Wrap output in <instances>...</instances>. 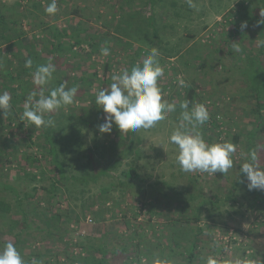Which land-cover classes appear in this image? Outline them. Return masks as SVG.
Here are the masks:
<instances>
[{
	"label": "rangeland",
	"instance_id": "rangeland-1",
	"mask_svg": "<svg viewBox=\"0 0 264 264\" xmlns=\"http://www.w3.org/2000/svg\"><path fill=\"white\" fill-rule=\"evenodd\" d=\"M2 1L8 5L16 0ZM17 1L26 16L15 15L14 25H7L15 30L14 35L24 33L33 41L28 46L23 42L12 48L7 47L9 42L0 43L2 75L11 77L8 64L17 61L20 53L26 56L32 48L41 57L49 58L51 47H43L42 41L51 40L53 28L61 30L59 38L63 46L54 48L58 69L47 85L57 88L63 84L71 88L75 86L72 85L74 78L82 75L93 80L89 89L81 84L75 86L78 91L74 97L77 107L74 113L82 120L76 126L75 122L57 124V115L61 112L60 109L54 111L55 129L58 126L65 132L69 126L73 127L70 138L74 146L69 145L63 157L68 163L65 175H80L89 154L93 165L114 166L108 174H97L96 181L86 184L75 182V178L63 179L50 205L40 202L31 228L20 236L24 243L16 241L17 228L8 232L2 227L4 232H1L0 226V248L8 242L22 246L19 253L26 262L31 255L28 264L35 253L40 264H84L81 258L86 252L81 244L91 242L85 238L100 220L104 224L112 223L115 228L104 239L105 264H187V244L176 237L178 230L186 231L194 239L193 264H207L209 257L215 259L216 264H257L261 255L254 258L255 255H249L251 243L247 235L255 230L264 232V190H255L263 201L254 200L240 166L247 162L248 154L255 151L257 163L264 169V105L258 106L264 102L262 97L253 96L244 72L252 61L264 63V24L258 23L264 19L261 16L264 0H193L197 8H190L186 0H56L54 15L42 12L48 0ZM29 3L37 6L31 13L26 10ZM6 7L3 13L10 19L11 13ZM244 22L247 27L242 29ZM77 39L82 40L75 43ZM105 47L110 49L107 56L101 53ZM153 47L159 51V64L164 70L163 76L158 78L162 99L174 102L176 110L166 113L165 119L155 127L137 130L138 140L133 143V152L121 158L126 134L120 133L115 124L110 133L99 132L105 113L95 105V97L99 90L110 88L113 75L142 64ZM75 52L78 55L75 56ZM103 79L106 83L102 88ZM9 85V82L4 83L6 87ZM37 88L33 83L29 90L35 92ZM190 88L194 89L195 97L189 110L203 104L209 113L208 121L198 128L204 140L209 144L231 142L236 147L233 167L224 178L199 171L184 172L176 163L178 150L169 142V137L179 126L183 111L180 104ZM5 91L10 95L9 89L1 87L0 78V93ZM11 102L12 98L10 105ZM251 131H255L253 136ZM233 135H238L236 142L232 141ZM66 137L63 136V143L69 141ZM40 141L34 125L18 117L8 119L0 110L2 179L10 183L16 180L20 193L45 185L57 175L54 162L37 145ZM94 143L102 144V149H95ZM78 145L81 146L76 152L74 147ZM29 155L37 156L39 161L29 164L26 158ZM24 170L30 175L26 176ZM234 186L238 187L236 199L223 198ZM199 189L203 197L217 192L222 198L215 204H208L212 199L207 201L197 212L194 207L201 197L188 199V194L197 195ZM172 196L187 198L188 204L182 206V202ZM84 205L91 208L83 211L79 222L75 223V213ZM55 211L66 213L57 227L60 238L35 227L45 226L43 217ZM196 212L197 218L193 216ZM11 218L18 219L19 215L13 214ZM181 234L185 237L183 232Z\"/></svg>",
	"mask_w": 264,
	"mask_h": 264
},
{
	"label": "trees",
	"instance_id": "trees-1",
	"mask_svg": "<svg viewBox=\"0 0 264 264\" xmlns=\"http://www.w3.org/2000/svg\"><path fill=\"white\" fill-rule=\"evenodd\" d=\"M48 2L51 3V0H48ZM5 3L6 2H3L2 0L0 2V43L9 42L7 44L8 48H12L15 45L20 46L21 43L23 42H25L26 43L25 45L28 46L29 42L31 43L33 39L30 36L25 35L24 33L17 32L14 35L15 30L11 27L15 23L14 16L20 15L22 17H25L26 12L22 11V8L20 7V4L17 0L8 5ZM58 4H60V1H58ZM5 5L7 6L6 9L11 13L12 17L10 19L5 18V14L3 13V9L5 8ZM38 5H40V3ZM36 8L37 6H34L33 4H30V3L28 6H26V10L29 11L30 13L31 11L33 12L34 11L33 9H36ZM42 12L46 13L45 10H43ZM76 12L77 10L75 9V13ZM10 23H11V26L7 25ZM43 24L45 25L46 23L42 22V25ZM152 24L153 22L151 23V25ZM152 26L155 28L154 25ZM75 27H78V24ZM53 30H54V34L50 37L51 40L49 42L46 40L42 41L43 47H51V50H50L51 56L49 58H45L43 56L41 57V55H39V52L32 48V50L28 51L26 55L27 58L24 55L25 54L24 53L23 55L25 59L22 60L23 55L20 53L16 57L17 61L13 62L12 64H8L11 77L8 78L7 76L8 74H5L3 76L2 75L3 72L2 70H0L1 87L9 89L10 96L12 98L9 114L6 115L8 119H12L13 117H18L19 120L21 121L20 117L22 116L24 109H25V105H26L22 103H29L28 97L31 93H36L35 97L33 98V103H34L36 97L39 95L38 91H41L42 88L46 95L50 94L51 90L55 89L52 87L51 84L50 86H48L49 84L48 85L46 84L44 86H39L35 84V86L38 87L37 90L35 92H33V90H29V87H31L32 84L34 83L33 82L34 73L38 66L48 65L47 62H50L51 64L55 66V71L53 72V74H55L56 70L58 69V64H55L54 62V55H55L54 48L61 49L63 44L59 38V33L61 32V30H59L57 27L53 28ZM5 31L7 32L6 34L4 33ZM81 40L77 39L75 43H78ZM74 55L76 56L78 55V53L75 52ZM29 59H31L32 61V66L26 67V61H28ZM6 61L7 59L2 60L3 63H6ZM244 72L248 76V81L250 82L249 87L252 89L253 96L256 99H259L260 97H262L263 102H264V63L259 60L252 61L250 64L247 65L246 70L244 69ZM29 77H31L32 80L29 81ZM8 82L10 83V85L7 87L4 86V83H8ZM30 83H31V86H30ZM92 83H93V80L86 77L85 75H82V76L75 77L72 85L77 86V84H81L82 85L81 87L85 89H89ZM105 83L106 82L104 79L100 81L102 88ZM46 86L49 88V90H47ZM194 97H195L194 89L190 88L187 92L186 97L184 98V101H187L190 106L194 101L193 100ZM197 100L200 101V99H197ZM263 105L264 104L262 103H258V106H263ZM62 108H64V106L60 108L61 114L57 115L59 117L57 119V124H62L63 121L64 123H69V124L75 122V126H76L79 122L82 121L80 120L81 118H79V116L76 115V112L74 113V111H76V108H77L74 102L71 105H67V107L64 108L63 110ZM83 110H84L83 113H86V110L85 109ZM54 116L55 115L53 112V113L45 115L44 118L46 120L48 119L52 120ZM83 122L84 124H86L85 116H84ZM56 128L57 129H55L53 125L48 126L46 128L45 127L37 128L38 138L41 139V141L38 142L37 145L45 153L46 156L48 155L51 158V160L54 162L55 166L57 167V175L54 178H51L47 184L38 186V187L34 186L31 189V191H27V192L22 191V193H20L18 189L16 188V180H14V183H10V182H7V180L2 179L3 175L1 174V168H0V224H2L0 225L1 232H4V230H2L3 229L2 227H5V229H7L6 231L8 232H11L15 230V228H17L18 230L16 231L15 235L17 238L16 241L19 243H24V240H20V236L22 235L23 232L26 231V229L31 228V220L33 219V217L36 216V214L38 215L39 213L40 202L47 203V205H50L51 200L54 199L57 192L59 191L58 185L63 179L72 181L75 178V182L80 181L81 183L83 182L86 184L90 181H96L97 174H108L109 170L112 169L114 166V164L107 166V167H104L100 164L93 165L94 162L92 163L91 155L89 154L88 163L83 165V168L79 172L80 175L78 176L70 175L69 177H67L65 175V172H66L65 168L68 167L67 165L68 163L64 162L63 157L67 154V152L65 151L68 149L69 145L74 146V140L70 138L73 134V127L69 126L67 128V131L65 132H63V130L58 126H56ZM254 133L255 131H251L250 135L253 136ZM76 134L77 133H75V135ZM63 136H67L66 139L70 138L68 139L69 141L63 143L62 142ZM126 138H127V142L124 144L123 149L121 150V158L133 152L134 150L132 149L133 143L135 142V140H138L137 136H135V132H132V131H129L128 133H126ZM237 139H238V135H233L232 141L236 142ZM75 144H77L76 139H75ZM80 146L81 145L74 147L76 152ZM252 146H255V144L253 143ZM102 147H103L102 144L94 143L95 149H99V148L102 149ZM88 149L91 150V148H88ZM26 158L29 159L28 160L29 164L39 161V158L35 155L34 156L29 155ZM68 161L72 162L73 160H68ZM23 172L25 173L26 176L30 175V173L25 172V170ZM215 174L217 176L216 178L226 177V173H215ZM5 177H7V173L5 174ZM31 178H34L33 174L31 175ZM197 188H200V186H197ZM39 189H40V193L38 192ZM237 190H238V187L234 186L228 194L223 196V198L227 197V199H229L231 197V199L235 200ZM197 193H198L197 195L192 194V193L188 194V199H193L196 196L201 197V200H199V202L194 207V210L197 212L200 211L201 206L205 204L207 201L212 199L211 203H208V204H215L214 202L220 201V199L222 198L217 194V192H214L212 196H209V197L206 194L207 198L206 196L203 197L204 195L203 193L200 192V189H199V192ZM252 193L254 194L251 197L254 200L256 201L261 200L257 191L255 192V190H252ZM216 196L218 197L216 198ZM172 197L182 202L181 204L182 206L185 204H188V202H186L187 198L185 200H182L179 197H175V196H172ZM76 198L77 197L75 196V199ZM262 201L263 200H261V202ZM83 204H85V202H83ZM81 207H83V209L81 211L77 210V212L75 213V219H74L75 223L79 222L81 214H84L83 211L89 210L91 208L90 205H84ZM65 211H69V210H65ZM197 212L193 214L195 218H197V215H198ZM13 214H18L19 218L12 219L11 215ZM64 215H66V213L64 214L63 212L55 211L49 216H44L43 223L45 226L36 225L35 226L36 230L44 229L46 230V233H48V235H50L51 237L56 235L57 237L60 238L61 235H57L59 234L57 233V230H58L57 227L61 220L60 218ZM96 215L97 213L95 214V216ZM99 216L102 217V212L99 213ZM67 217H69V215ZM100 217L98 218V220L100 219ZM70 219L71 218H69L68 220ZM113 229L115 228L112 226V223L104 224V222H100L99 220V223L95 224L90 236L85 238L91 242H89L87 245L81 244L82 245L81 247L85 249V252H86L85 255L81 258L84 264H105L107 251L105 248L104 239H106L105 236L107 235V233L111 232ZM178 232L179 233L175 234L178 240L184 241L187 244L186 246L187 264H193L191 259L193 256L195 257V253L193 252L194 247H195V243L193 241L194 239H192V236H190L184 230H181V231L178 230ZM181 232L185 234V237L181 234ZM199 232H201V230H199ZM247 236L251 243L249 246L250 248L249 255L250 256L255 255L253 256V258L256 257V255H261V259L257 260V264H264V232H259L255 230L252 234L247 235ZM15 247L17 248L18 251H19V247L20 249L22 248V246H19V245H15ZM95 253H98L100 257L98 258ZM32 255H35L34 259L39 261V257L37 256V253L32 254ZM30 256L31 255H29V257ZM244 256L245 254L243 255V257ZM29 257L28 259H30ZM28 259H27V262H28Z\"/></svg>",
	"mask_w": 264,
	"mask_h": 264
},
{
	"label": "clouds",
	"instance_id": "clouds-1",
	"mask_svg": "<svg viewBox=\"0 0 264 264\" xmlns=\"http://www.w3.org/2000/svg\"><path fill=\"white\" fill-rule=\"evenodd\" d=\"M190 8H197L193 0H186ZM46 13L54 15L57 12L56 0L45 9ZM264 17V13H261ZM264 24V19L258 21ZM247 23L241 24L246 28ZM239 50L238 48L236 49ZM104 56L110 54V49H101ZM159 51L155 47L151 49L141 63H137L130 70L125 69L121 73L113 75V83L108 89L99 90L95 97V105L105 113L104 122L98 126L100 133H110L113 124L120 133L136 132L139 129H150L157 122L165 119V114L174 112L176 104L162 99L161 89L158 86V78L163 76L164 70L159 64ZM32 61H26V67H31ZM55 66L51 63L40 65L34 73V84L44 86L52 78ZM183 84V81H180ZM78 91L77 87L66 88L60 85L45 95L43 88L39 93V99L33 103L36 93L28 97L21 121H27L36 128L48 127L54 124L53 120L44 117L63 106L71 105ZM11 96L8 92L0 93V110L5 117L9 114ZM183 110L180 115L179 126L171 133L169 142L176 146V163L184 172L202 173H227L233 167L232 155L236 147L231 142L207 143L198 130L209 119V113L205 105L197 104L189 110V104L184 101L180 104ZM240 173L246 177L247 188L252 190H264V169L257 163V154L252 151L248 154L247 162L240 166ZM0 264H28L15 245L6 243L0 248ZM30 264H40L32 259ZM207 264H216L215 259L209 257Z\"/></svg>",
	"mask_w": 264,
	"mask_h": 264
},
{
	"label": "built area",
	"instance_id": "built-area-1",
	"mask_svg": "<svg viewBox=\"0 0 264 264\" xmlns=\"http://www.w3.org/2000/svg\"><path fill=\"white\" fill-rule=\"evenodd\" d=\"M88 221L91 222L92 220L89 218Z\"/></svg>",
	"mask_w": 264,
	"mask_h": 264
}]
</instances>
